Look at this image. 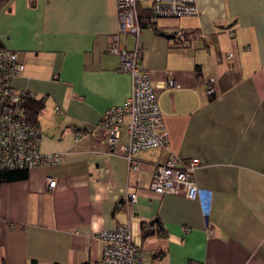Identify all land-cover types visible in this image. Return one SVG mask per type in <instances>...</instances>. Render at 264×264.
Returning a JSON list of instances; mask_svg holds the SVG:
<instances>
[{
  "label": "crops",
  "instance_id": "obj_1",
  "mask_svg": "<svg viewBox=\"0 0 264 264\" xmlns=\"http://www.w3.org/2000/svg\"><path fill=\"white\" fill-rule=\"evenodd\" d=\"M117 5L12 0L0 13V41L26 69L14 85L45 105L41 151L62 156L0 186V263L102 264L101 232L131 222L141 264H264V0H196L198 16L146 27L142 62L154 87L166 71L180 87L156 90L169 146L138 152L139 171L109 147L100 125L133 87L110 52ZM177 29L192 32L184 48L160 35ZM120 38L133 48L130 35ZM175 157L179 165L201 158L197 198L150 189L156 166ZM49 178L58 181L53 191ZM129 192L138 202L127 212L120 205ZM143 226L153 233L144 236Z\"/></svg>",
  "mask_w": 264,
  "mask_h": 264
},
{
  "label": "built area",
  "instance_id": "obj_2",
  "mask_svg": "<svg viewBox=\"0 0 264 264\" xmlns=\"http://www.w3.org/2000/svg\"><path fill=\"white\" fill-rule=\"evenodd\" d=\"M149 3L153 22L166 18L196 17L199 15L196 0H117L120 15V30L113 37L110 52L119 55L120 72L131 77L132 91L125 102L108 109L100 121L110 148L118 145L119 152L127 159L129 167L139 171L141 163L136 157L138 152L169 146V133L164 122L163 110L159 105L156 90L179 88L175 76L165 72L154 87L152 71L142 62L143 48L141 35L146 29L141 24L139 7ZM154 28V25H150ZM231 33V31L229 32ZM130 35L134 46L129 49L120 43V35ZM177 46L184 48L189 43V30L177 29L173 32ZM228 57H233L229 54ZM25 69L19 53L0 47V173L11 170H29V172L61 162L60 153H43L40 148L41 128L29 120L27 104L35 95L27 90L15 87L14 81ZM209 96L216 94L215 79L206 82ZM60 111V109H58ZM126 116L128 124V142L120 143L121 126ZM82 135L77 134V140ZM201 158H190L181 165L177 157L166 164L157 165L150 189L157 194H169L195 199L199 194L195 173L201 165ZM58 181L49 178L50 190H55ZM138 200L137 192H129L120 205V209L129 212V206ZM131 222L101 232L104 242L102 264H141L142 252L136 241ZM189 230V228H185Z\"/></svg>",
  "mask_w": 264,
  "mask_h": 264
},
{
  "label": "trees",
  "instance_id": "obj_3",
  "mask_svg": "<svg viewBox=\"0 0 264 264\" xmlns=\"http://www.w3.org/2000/svg\"><path fill=\"white\" fill-rule=\"evenodd\" d=\"M12 0H0V13L3 12V10L9 6ZM140 16L141 18V24L146 28L150 27V25H154V28L156 27V23L153 22V14L151 7H147L141 4L139 7ZM190 37V36H189ZM1 41H0V47H3ZM44 102L38 101V100H30V102L27 104V114L29 120L38 126V115L40 111L44 107ZM29 170H11V171H5L0 173V186L3 185V183L13 180H20L25 179L28 177ZM160 228V227H159ZM144 236H148L149 234L153 233V230H148L147 227L143 226ZM0 264H5V262H2Z\"/></svg>",
  "mask_w": 264,
  "mask_h": 264
},
{
  "label": "water",
  "instance_id": "obj_4",
  "mask_svg": "<svg viewBox=\"0 0 264 264\" xmlns=\"http://www.w3.org/2000/svg\"><path fill=\"white\" fill-rule=\"evenodd\" d=\"M160 35L163 36V37H165V38H174L175 37L173 34L170 35V34H167L165 32H161Z\"/></svg>",
  "mask_w": 264,
  "mask_h": 264
},
{
  "label": "rangeland",
  "instance_id": "obj_5",
  "mask_svg": "<svg viewBox=\"0 0 264 264\" xmlns=\"http://www.w3.org/2000/svg\"><path fill=\"white\" fill-rule=\"evenodd\" d=\"M147 4H149V3H147Z\"/></svg>",
  "mask_w": 264,
  "mask_h": 264
}]
</instances>
